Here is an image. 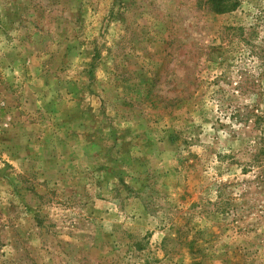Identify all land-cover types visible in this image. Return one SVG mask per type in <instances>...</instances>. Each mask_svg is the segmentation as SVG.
Instances as JSON below:
<instances>
[{
    "label": "rangeland",
    "instance_id": "1",
    "mask_svg": "<svg viewBox=\"0 0 264 264\" xmlns=\"http://www.w3.org/2000/svg\"><path fill=\"white\" fill-rule=\"evenodd\" d=\"M0 0V264H264V0Z\"/></svg>",
    "mask_w": 264,
    "mask_h": 264
},
{
    "label": "trees",
    "instance_id": "2",
    "mask_svg": "<svg viewBox=\"0 0 264 264\" xmlns=\"http://www.w3.org/2000/svg\"><path fill=\"white\" fill-rule=\"evenodd\" d=\"M212 1H214L216 3L215 7H216V10L218 12H225L228 10H234V8L237 5V4L229 5L228 2H226L225 0H212Z\"/></svg>",
    "mask_w": 264,
    "mask_h": 264
}]
</instances>
